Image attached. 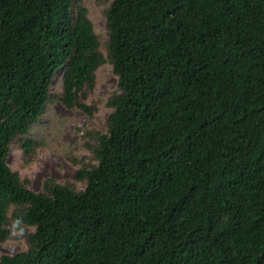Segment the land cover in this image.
I'll return each mask as SVG.
<instances>
[{
	"label": "trees",
	"instance_id": "16d2710c",
	"mask_svg": "<svg viewBox=\"0 0 264 264\" xmlns=\"http://www.w3.org/2000/svg\"><path fill=\"white\" fill-rule=\"evenodd\" d=\"M82 2L0 0V243L34 230L0 264H264V0H112L104 52ZM107 64L84 187L31 189L10 151Z\"/></svg>",
	"mask_w": 264,
	"mask_h": 264
},
{
	"label": "rangeland",
	"instance_id": "374dc122",
	"mask_svg": "<svg viewBox=\"0 0 264 264\" xmlns=\"http://www.w3.org/2000/svg\"><path fill=\"white\" fill-rule=\"evenodd\" d=\"M112 0H83L95 31L101 41V50L106 51L108 33L106 29V11ZM95 86L89 91L88 102L96 104L98 111L90 117L80 108H67L56 100L47 106L44 117L34 126L29 138L34 140L31 156L26 157L24 149L17 144L8 156V164L18 171L20 177L28 181L33 190H40L46 178L52 177L59 182H70L83 188L77 173L80 166L90 164L92 152L86 143H92L91 133L105 130V121L110 112L106 106L109 95L116 87L117 78L111 65L100 67L96 73ZM58 81H56L57 83ZM61 92V87L53 89ZM76 159V160H75ZM85 159L83 162L82 160ZM18 211V208L10 213ZM10 237L0 243V256L12 254L29 247L32 227L18 225L12 216L8 221Z\"/></svg>",
	"mask_w": 264,
	"mask_h": 264
}]
</instances>
